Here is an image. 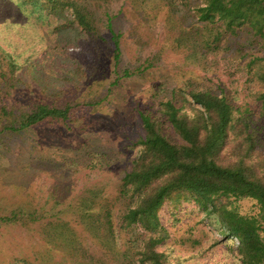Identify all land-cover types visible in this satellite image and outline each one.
<instances>
[{
	"label": "rangeland",
	"instance_id": "1",
	"mask_svg": "<svg viewBox=\"0 0 264 264\" xmlns=\"http://www.w3.org/2000/svg\"><path fill=\"white\" fill-rule=\"evenodd\" d=\"M75 1L99 34L109 36L108 17L120 33L115 71L108 47L89 41L71 9L0 0V95H7L0 102L17 110L41 99L88 105L70 130L41 123L0 134V218L15 211L38 219L0 224V264H121L124 251L132 254V241L144 231L119 228L129 203L119 189L140 149L141 113L161 118L160 104L171 101L192 117L200 108L190 93L207 90L224 94L240 112L248 109L245 116H261L264 84L251 75L264 65V46L248 27L223 34L215 50L195 35L176 47L180 28L187 33L201 27L192 16L201 0H173L172 7L162 0ZM194 38L201 49L193 47ZM123 69L133 74L122 77ZM160 123L162 133L179 142ZM231 147L230 139L226 149ZM223 202L258 216L252 199ZM105 210L112 219L108 238L88 218L101 220ZM158 216L168 232L156 247L165 264H244L237 242L191 199L165 202ZM260 234L264 239L263 228Z\"/></svg>",
	"mask_w": 264,
	"mask_h": 264
},
{
	"label": "trees",
	"instance_id": "2",
	"mask_svg": "<svg viewBox=\"0 0 264 264\" xmlns=\"http://www.w3.org/2000/svg\"><path fill=\"white\" fill-rule=\"evenodd\" d=\"M38 1L20 0V4L38 6L40 10L49 8L53 12L71 9L75 22L89 41L94 46L108 47L114 71L117 69L121 35L114 30L109 17L106 24L109 36L106 37L98 33L92 17L75 0H43L41 5ZM162 1L169 7L174 3L173 0ZM192 9V16L201 22V27L187 33L180 28L175 38L176 47L184 46L191 35H195L198 39L201 37L204 48L215 50L223 34H234L242 26L248 27L264 46V0H201ZM198 39L194 38L198 42L195 41L193 47L198 44L199 50ZM121 72L122 77L133 74L129 69ZM251 77L264 84V65ZM4 95H0V101L4 100ZM190 97L200 108L192 117L180 114V109L171 101L160 104L161 118L140 114L144 134L137 141L140 149L131 169L121 178L119 196L129 203L120 218L119 228L141 229L144 233L132 241L131 255L127 251L121 254V264H165L164 255L156 247L168 238V232L160 224L158 213L167 201L178 203L188 199L205 216H215L220 233L237 242L244 264H264V239L260 234L264 229V91L258 96L262 105L261 116L256 120L245 116L248 109L244 112L236 109L224 94L192 91ZM86 106H58L41 99L17 110L11 104L0 102V134H16L41 123L59 124L70 130L84 115ZM161 119L178 136L179 142H171L162 133ZM230 139L232 147L226 149ZM228 198L256 201L258 216L240 214L223 202ZM101 216L99 220L89 215L90 225L100 227L108 238L112 235L110 212L105 210ZM25 219L35 221L37 217L33 213L23 215L14 211L10 216L1 217L0 224Z\"/></svg>",
	"mask_w": 264,
	"mask_h": 264
}]
</instances>
